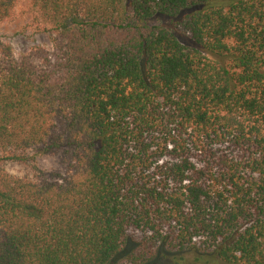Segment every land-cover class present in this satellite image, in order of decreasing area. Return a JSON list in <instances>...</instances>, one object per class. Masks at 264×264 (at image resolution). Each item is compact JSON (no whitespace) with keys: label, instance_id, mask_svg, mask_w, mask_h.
<instances>
[{"label":"trees","instance_id":"obj_1","mask_svg":"<svg viewBox=\"0 0 264 264\" xmlns=\"http://www.w3.org/2000/svg\"><path fill=\"white\" fill-rule=\"evenodd\" d=\"M24 2L51 47L0 37V264H264V0H0V26ZM184 11L193 45L149 24ZM32 152L66 172L7 170Z\"/></svg>","mask_w":264,"mask_h":264},{"label":"rangeland","instance_id":"obj_2","mask_svg":"<svg viewBox=\"0 0 264 264\" xmlns=\"http://www.w3.org/2000/svg\"><path fill=\"white\" fill-rule=\"evenodd\" d=\"M190 11H184L182 14L175 18L159 17L151 20L150 25H162L165 27L173 28L180 40L188 45H193L191 36L183 34L182 21L186 14ZM0 37L3 41L9 43L14 48L17 55L29 53L35 46L51 47L50 38L47 33L43 32L41 27L34 21L32 14L28 10L27 3L24 2L18 6L16 17L13 21L6 22L0 26ZM210 58L216 59L215 56L205 52ZM32 158L27 163H20L10 161L7 163V170L17 176H33L34 168L36 165L39 170L46 172L48 175L55 172L65 173L66 166L63 163L61 155L52 154H34L31 153ZM134 237L137 233H131ZM135 234V235H134ZM135 243L128 241L124 249L119 253L111 264H134L127 258V254L135 247ZM186 255L189 258L193 257ZM147 264H178L172 255L163 251L157 259Z\"/></svg>","mask_w":264,"mask_h":264}]
</instances>
